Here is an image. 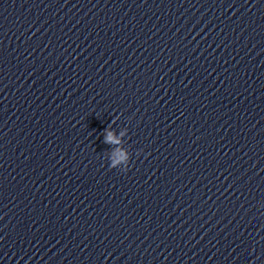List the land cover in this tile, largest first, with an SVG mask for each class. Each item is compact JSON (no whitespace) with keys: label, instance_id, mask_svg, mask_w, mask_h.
Segmentation results:
<instances>
[{"label":"clouds","instance_id":"9594fccd","mask_svg":"<svg viewBox=\"0 0 264 264\" xmlns=\"http://www.w3.org/2000/svg\"><path fill=\"white\" fill-rule=\"evenodd\" d=\"M104 143H106V144L119 143V141L115 140V137H114L113 133L110 131L109 127L104 130ZM115 155L118 156L119 160L126 162L127 166L125 168H122L121 170L127 171L130 160L126 158L125 153L123 151H120V152H116ZM110 167L116 168L115 163L110 165Z\"/></svg>","mask_w":264,"mask_h":264}]
</instances>
